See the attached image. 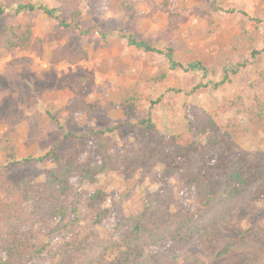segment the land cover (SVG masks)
Returning a JSON list of instances; mask_svg holds the SVG:
<instances>
[{
    "label": "rangeland",
    "instance_id": "obj_1",
    "mask_svg": "<svg viewBox=\"0 0 264 264\" xmlns=\"http://www.w3.org/2000/svg\"><path fill=\"white\" fill-rule=\"evenodd\" d=\"M216 1L235 13L217 11L215 0H144L138 6L140 17L131 24L125 15L107 9L105 3L93 6L80 0L81 28L93 29L83 36L74 27L60 29L54 18L40 10L16 13L19 4L55 8L57 5L51 0H0L6 8L0 18V137L20 159L42 156L58 141L63 157L83 158L85 142L78 138L66 141L65 134L72 132L81 137L93 130L120 125L122 128L107 136L112 143L110 152H123L136 137L130 126L147 118L151 104L158 100L152 118L165 135H184L188 129L187 114L213 112L218 113L223 125L232 120L250 125L257 110L255 98L264 105V0ZM248 16L263 23L255 29L254 39L239 44L235 37L248 27ZM7 26L31 28L37 40L34 48L6 51L3 28ZM211 27L214 33L207 35ZM129 36L158 49L173 48L182 64L200 61L206 71H170L163 55L130 47ZM62 49L72 52L75 62L55 63V51ZM253 52L259 54L253 56ZM226 68L237 73H231L223 86L215 88L224 79ZM161 73L166 74L164 81L149 80ZM200 84L207 87L192 93ZM130 88L137 89L143 98L134 118L125 116L119 108L107 110L111 104L119 105L123 92ZM239 97L244 104L242 110L229 109L228 105ZM75 99L81 104H97L101 110L90 119L84 113L71 117L69 107ZM233 143V157L244 154L255 161L264 156V133L235 134ZM2 148L0 143V197L4 201L20 198L22 181L45 182L48 173L56 168L49 161L44 165L35 163L28 170H5L7 160ZM161 172L162 166L151 171L139 169L132 188L126 186L120 173L100 175L97 184L75 177L67 198L71 208L68 219L60 224L50 220L28 226L31 235L50 248V255L42 264H62L60 248L74 242L81 247L109 239L112 219L98 223L100 209H110L111 216L115 212L129 214L140 210L141 197L158 189ZM171 183L176 196L171 210L177 213L183 209L185 187L177 178ZM98 189L106 193V204L90 210L84 202ZM188 200L193 210L198 209L195 198ZM23 208L30 209V205L24 204ZM257 226L262 227L260 235L254 230ZM242 240L247 245L239 246L229 257L218 258L220 251ZM258 245H264V201L243 211L233 227L220 232L213 243L195 239L190 252L206 264H239L254 256ZM79 254L77 251L75 258Z\"/></svg>",
    "mask_w": 264,
    "mask_h": 264
},
{
    "label": "trees",
    "instance_id": "obj_2",
    "mask_svg": "<svg viewBox=\"0 0 264 264\" xmlns=\"http://www.w3.org/2000/svg\"><path fill=\"white\" fill-rule=\"evenodd\" d=\"M51 1L57 5L55 8L19 4L16 13L40 10L46 16L54 18L62 30L74 27L83 36L92 32L93 29L81 28L80 0ZM87 1L93 6L105 3L107 9L115 14L125 15L133 24L140 17L138 6L144 0ZM215 3L217 11L235 13V10L223 7L216 0ZM5 12L6 8L0 5V18ZM248 20V27L235 37L239 44L254 39L255 29L263 23L256 18L249 17ZM3 29L4 46L9 53L17 49L30 50L37 42L29 27L23 29L7 26ZM213 33L212 27L207 30V35ZM127 40L129 46L138 51L163 55L169 62L170 71H206L200 61L187 66L182 64L177 60L173 48L158 49L134 36H129ZM258 54L259 52H253V56ZM73 56L72 52L56 50L54 62H75ZM224 72V79L215 84V88L223 86L231 73H237L228 68ZM165 78L166 74L161 73L149 80L162 82ZM205 87L207 84H200L192 93ZM159 101L151 104L147 118L130 126L135 130L136 137L123 152H110L112 143L107 136L122 128L120 125L93 130L81 137L72 132L65 134L63 139L66 141L78 138L85 142L83 158L63 157L59 151L61 142L58 141L42 156L20 159L0 137L7 160L5 170H28L35 163L44 165L49 161L56 165L46 176L45 182L22 181L18 200L7 202L0 197V264H42L49 257V246L33 237L28 226L50 220L60 224L68 219L71 208L67 204V198L75 177L97 184L100 175L120 173L126 186L132 188L139 169L151 171L157 166H162L159 187L141 197V209L129 214L115 212L112 216L110 209H100L98 223L103 224L107 219H112L113 231L110 238L96 240L92 246L84 243L80 247L74 242L65 246L64 250L60 248L62 264H179V261L182 264H206L196 260L190 252L192 242L200 237L207 244L213 243L220 232L233 227L235 219L243 211L264 201V156L255 161H250L244 154L233 157L235 134L264 133V105L259 98H255L257 110L248 126L237 120L223 125L218 121V113L213 112H204L198 116L187 114V132L180 136H169L158 130L152 118L153 107ZM142 104L140 92L130 88L123 92L119 105L111 104L107 110L119 108L125 116L134 118ZM243 105L242 98L239 97L228 108L240 111ZM100 110L97 104H81L76 99L69 107L71 117L84 113L89 119ZM174 178L179 179L185 187L182 195L183 209L177 213L171 210L176 200L171 183ZM192 197L199 203L196 210L192 209L188 200ZM106 200V193L98 189L84 203L88 209L93 210L104 207ZM24 204H29L30 209H24ZM254 230L259 235L263 232L262 227L258 226ZM245 245L244 240L232 243L219 252L218 258L229 257L233 254L232 251ZM257 247L259 250L254 256L239 264H264V245ZM77 251L80 254L75 258Z\"/></svg>",
    "mask_w": 264,
    "mask_h": 264
}]
</instances>
